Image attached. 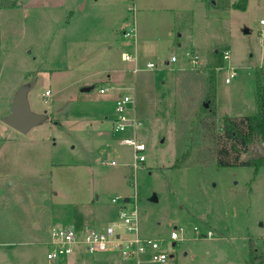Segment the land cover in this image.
I'll use <instances>...</instances> for the list:
<instances>
[{
    "label": "rangeland",
    "instance_id": "1",
    "mask_svg": "<svg viewBox=\"0 0 264 264\" xmlns=\"http://www.w3.org/2000/svg\"><path fill=\"white\" fill-rule=\"evenodd\" d=\"M242 1L0 0V264H156L115 250L47 258L54 227L104 231L124 207L175 264H247L250 237L264 253V167H220L216 151L224 117L255 114L264 85V0ZM21 86L47 117L26 134L3 122ZM125 94L147 147L136 167L129 133L112 130Z\"/></svg>",
    "mask_w": 264,
    "mask_h": 264
},
{
    "label": "built area",
    "instance_id": "2",
    "mask_svg": "<svg viewBox=\"0 0 264 264\" xmlns=\"http://www.w3.org/2000/svg\"><path fill=\"white\" fill-rule=\"evenodd\" d=\"M261 23H264V21L262 20ZM135 35V27L131 28L129 31L123 32L124 37L134 38ZM224 58L229 59V54L225 53ZM125 60L135 61V57L131 54H127L125 55ZM171 61L175 62L176 58L173 56ZM147 67L155 68L156 65L154 63H148ZM138 71V67H134L133 72L137 73ZM235 75L236 71L231 68L230 75L226 78V82L230 83ZM106 91L107 87H102L99 90L101 94H105ZM50 95V91H46L44 94L45 97ZM131 103L132 98L128 94L121 95L116 99L115 117L112 123V130L114 134L129 133L128 136L120 138L119 142L133 148L134 166L136 167L138 164L145 161L144 152L147 150V147L145 143L137 139L136 132L137 129L142 126L141 120L134 116H128V110L131 109L129 105ZM114 163L115 162L113 161L112 164ZM118 199L119 198H114L113 202H116ZM119 217L122 220V223L109 224L104 231L96 228H89L80 231L74 227H54L52 229V244H54V250L47 254V258L50 261L57 260L61 256H69L74 251L83 248L85 252L90 254L105 253L111 250L120 252L121 256L147 254L150 260L156 264H165L169 261L170 255L168 250L163 247V241L149 237H142L140 235L137 208L128 212L124 207V209L120 211ZM121 224L127 228L128 233L132 234L134 238L126 241L121 240V233L116 230V226H120ZM194 231L198 234L199 230L195 227ZM210 235L211 233L208 232L206 235H202V237ZM178 239V230L172 231L171 240L177 241Z\"/></svg>",
    "mask_w": 264,
    "mask_h": 264
},
{
    "label": "trees",
    "instance_id": "3",
    "mask_svg": "<svg viewBox=\"0 0 264 264\" xmlns=\"http://www.w3.org/2000/svg\"><path fill=\"white\" fill-rule=\"evenodd\" d=\"M237 9L245 10L247 0L234 4ZM260 73L258 75H263ZM257 112L243 117H224L222 134L216 138V151L220 167L252 166L256 170L264 167V85L257 86ZM260 152H263L259 155ZM246 154L248 157L242 158ZM190 155L187 151L176 164L184 162ZM256 240L249 238V259L247 264H264V253L259 252Z\"/></svg>",
    "mask_w": 264,
    "mask_h": 264
},
{
    "label": "water",
    "instance_id": "4",
    "mask_svg": "<svg viewBox=\"0 0 264 264\" xmlns=\"http://www.w3.org/2000/svg\"><path fill=\"white\" fill-rule=\"evenodd\" d=\"M30 87L21 86L11 104L10 111L8 115L3 118V122L7 124L9 127L17 130L20 133L26 134L31 130L33 126L44 122L47 120L45 114H36L31 110L29 100H28V92ZM82 91H90V88H83ZM208 104H205V108H208ZM152 201H157L158 198L154 195L151 198ZM129 201V199H127Z\"/></svg>",
    "mask_w": 264,
    "mask_h": 264
},
{
    "label": "crops",
    "instance_id": "5",
    "mask_svg": "<svg viewBox=\"0 0 264 264\" xmlns=\"http://www.w3.org/2000/svg\"><path fill=\"white\" fill-rule=\"evenodd\" d=\"M104 87H106V86H104ZM102 88V87H101ZM99 224H101V223H99ZM109 224H117V223H115V222H109V223H107L106 225H102L101 226V228H105V227H107ZM100 226V225H99ZM69 227H73V226H69ZM89 228H99V227H94V226H88V225H85V227L83 228V230L84 229H89ZM144 237V236H143ZM173 244H175V243H173ZM175 246V245H174ZM112 251V250H111ZM111 251H108V252H105V253H100V254H94V256H92L94 259L96 258V255H98V256H102L101 258H102V260L103 261H106L107 259H108V256H107V254H109ZM114 252V251H113ZM115 252H117V253H119V255L117 254V256L120 258V257H122L121 256V254H120V252H118V251H115ZM77 253H78V256L79 257H81V259H83V255H84V249L83 248H80L79 250H77ZM90 254V253H89ZM106 255V256H105ZM172 257V256H171ZM77 259H79V258H77ZM122 259V258H121ZM51 261H53V260H51ZM55 264H57V262H55ZM86 264H102V263H93V262H90V263H86ZM165 264H175V263H173L171 260H169L167 263H165Z\"/></svg>",
    "mask_w": 264,
    "mask_h": 264
}]
</instances>
